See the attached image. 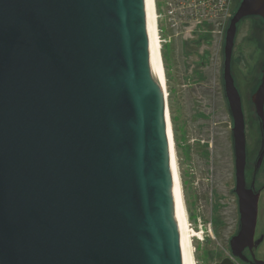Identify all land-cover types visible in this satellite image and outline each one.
<instances>
[{"label": "water", "instance_id": "1", "mask_svg": "<svg viewBox=\"0 0 264 264\" xmlns=\"http://www.w3.org/2000/svg\"><path fill=\"white\" fill-rule=\"evenodd\" d=\"M249 17L264 20V0H241L222 48L239 215L229 248L264 264L253 254L264 64L250 98L261 133L250 187L231 72ZM165 110L149 0H0V264H187Z\"/></svg>", "mask_w": 264, "mask_h": 264}, {"label": "rangeland", "instance_id": "2", "mask_svg": "<svg viewBox=\"0 0 264 264\" xmlns=\"http://www.w3.org/2000/svg\"><path fill=\"white\" fill-rule=\"evenodd\" d=\"M235 11L234 7L231 17ZM178 31L181 33L182 29ZM181 37L187 38L185 31L169 44L160 43V59L169 137L176 155L189 230L194 235L191 242L194 264H218L226 258L234 264H243L232 257L228 244L237 231L239 215L233 193L232 121L223 93L222 65L213 72H200L204 79L197 76L195 81L202 82L201 86H187L188 78L192 80L199 73L195 62L208 54L215 55L216 50L208 40L198 45V38L185 41ZM196 50L200 53L198 57L192 55ZM219 55L222 61V54ZM186 64L190 66L188 72L182 70ZM263 64L264 20L244 19L237 26L231 71L245 117L247 185L253 179L254 162L261 148L260 128L250 98L258 86ZM199 111L211 115L210 118L198 119ZM206 141L211 153L208 164L200 158L196 146L197 143L204 146ZM188 147L192 148L190 154L186 151ZM253 184L259 193L255 237L258 240L263 235L254 254L264 261V158Z\"/></svg>", "mask_w": 264, "mask_h": 264}, {"label": "built area", "instance_id": "3", "mask_svg": "<svg viewBox=\"0 0 264 264\" xmlns=\"http://www.w3.org/2000/svg\"><path fill=\"white\" fill-rule=\"evenodd\" d=\"M235 0H154L156 27L160 43L182 40H208L215 45L216 53L210 56V65L216 71L220 49L231 18ZM164 27V28H163ZM182 29L180 33L178 30ZM163 37V39H161ZM180 39V40H181ZM200 40V41H199ZM207 42V43H208Z\"/></svg>", "mask_w": 264, "mask_h": 264}, {"label": "bare ground", "instance_id": "4", "mask_svg": "<svg viewBox=\"0 0 264 264\" xmlns=\"http://www.w3.org/2000/svg\"><path fill=\"white\" fill-rule=\"evenodd\" d=\"M149 17H150V35H151L155 78L157 80V83L160 87L164 101L166 103L164 83H163L164 80H163V73H162L161 59H160L161 57L160 56V41H159L158 31L156 27L154 0H149ZM165 113H166V132H167L168 142H169L170 162H171V169H172V176H173V194H174V199H175V204H176V210H177V215H178V220H179V226H180V231H181V236H182L185 258H186L187 264H194V259H193V255L191 251L192 249L191 242H192V237L194 235L189 230L190 228L188 226L189 223L187 220L186 211H185L184 203H183V195H182L181 184H180V179H179L176 155L173 149L172 142L169 137L170 131H169V126H168L167 110H165Z\"/></svg>", "mask_w": 264, "mask_h": 264}, {"label": "flooded vegetation", "instance_id": "5", "mask_svg": "<svg viewBox=\"0 0 264 264\" xmlns=\"http://www.w3.org/2000/svg\"><path fill=\"white\" fill-rule=\"evenodd\" d=\"M240 2H241V0H235L234 1V7H235V10L238 8V6H239V4H240ZM249 18H252V20L254 19L255 21H257V22H261V21H263L262 19H260V18H258V17H249ZM245 19H247V18H245ZM244 20V19H243ZM242 20V21H243ZM261 20V21H260ZM200 44V42H198V45ZM223 48V47H222ZM199 51L198 50H196L194 53H192V55L193 56H199ZM222 54V53H221ZM220 64L222 65V61H220ZM195 65H197V72H199L198 74L196 73L195 74V76H194V78H192V80H191V78L189 77L188 78V83H187V86H189V87H196V86H201V84H203L202 82H200V81H195V79L197 78V76H199V78H201V79H204V76L202 75V73H200V72H203V71H206V70H208L209 72H213V71H215L213 68H212V66L210 65V56L209 55H206L204 58L202 57V58H200V60L199 61H197V62H195ZM209 65V66H208ZM189 65L188 64H186L185 66H183L182 67V70L183 71H185V72H188V71H190L189 70ZM231 70H232V68H231ZM232 72V71H231ZM201 74V75H200ZM232 77H233V79H234V83H235V86H236V82H235V78H234V76H233V74H232ZM222 83H223V81H222ZM205 85H207V83H204ZM199 113H201V115H199ZM196 116L198 117V119H201V120H204V121H206V120H208L209 118H210V116L211 115H209V114H207V113H205V112H198L197 114H196ZM246 128V127H245ZM197 142H200V141H198V140H196ZM206 145H204V146H201L199 143H197L196 144V146H197V152H198V154H199V156H200V158L202 159V160H204V162H205V164H208V163H210V158H211V153H210V150L208 149L209 147H208V141H206V143H205ZM185 150H186V148H185ZM188 153H189V151H192V148H190V147H188V149L186 150ZM190 154V153H189ZM233 171H234V162H233ZM246 171H247V153H246V167H245V180H246ZM247 184V183H246ZM251 184H252V181H251V183L249 184V185H247L248 187H250L251 186ZM215 208H218V207H215ZM238 228V227H237ZM236 234V233H235ZM234 236V235H233ZM230 240V239H229ZM254 240L255 241H257V238L256 237H254ZM228 244H229V242H228ZM257 248V247H256ZM255 248V249H256ZM255 249H253V254H254V250ZM243 255L246 257V260H240V259H237V258H235V259H237V260H239L240 262H242L243 264H249V262L252 260V258H251V253L249 252V250H245L244 252H243ZM255 255V254H254ZM255 258H256V256H255ZM257 259V258H256ZM258 260H261V259H258ZM262 261V260H261Z\"/></svg>", "mask_w": 264, "mask_h": 264}, {"label": "trees", "instance_id": "6", "mask_svg": "<svg viewBox=\"0 0 264 264\" xmlns=\"http://www.w3.org/2000/svg\"><path fill=\"white\" fill-rule=\"evenodd\" d=\"M199 115H201V113H199Z\"/></svg>", "mask_w": 264, "mask_h": 264}]
</instances>
